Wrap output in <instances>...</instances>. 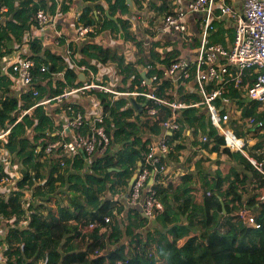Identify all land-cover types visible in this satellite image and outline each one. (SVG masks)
I'll return each mask as SVG.
<instances>
[{
    "label": "built area",
    "instance_id": "obj_1",
    "mask_svg": "<svg viewBox=\"0 0 264 264\" xmlns=\"http://www.w3.org/2000/svg\"><path fill=\"white\" fill-rule=\"evenodd\" d=\"M54 2L52 12L38 8L31 13L29 22L32 28L25 33L19 46L21 50L29 49V41L38 39V35L35 36L36 33L46 28L53 30L56 43L60 41L63 33L57 28V22L62 18L73 17L76 20L75 39L77 41L95 33V26L80 23L81 10H73L70 5V13H67L62 10V0H54ZM8 11L4 0H0V28H3L8 21ZM188 14L202 15L200 43L195 57L192 59L179 57L168 66L155 67L148 62L140 69L144 70L145 75L151 70L155 71L152 76L148 74L149 83L142 79L140 83L132 84L135 75H130L126 81L127 85L123 86V74L117 63L98 61L94 63L95 68L89 64L79 65L74 55H71V49L67 48L62 61L59 62L63 70L53 72L50 76L55 83L57 81L65 83L64 74L70 68L74 71L78 84L64 85L54 95L45 88L46 93L42 96L38 86H43L48 80H38L34 75L37 67L31 54L11 60H0V78L8 83V90L4 93L0 92V109L2 100L8 98L15 101V108L8 112L5 118L0 117V169L2 172L0 186L3 187L0 194L3 199L5 196L4 201H7L11 194L22 192V207L25 213L24 221L18 225L20 230L27 225L25 217L32 214L29 207L34 204L33 200L36 198L33 196V190L40 183L36 181L28 189H19L17 186L21 179V172L26 168L8 147L14 128L23 123L27 117L37 124L35 114L39 111L49 116L53 123L54 119L60 116L66 121V126L71 131L70 138L65 132L52 134L53 132L46 131L38 136L34 126H31L25 127L24 139L26 143L33 145L31 152L36 160L41 159L40 151L43 150L46 156L51 158L55 156L59 169H71L75 159L82 156L87 171L96 158L108 153L113 140L111 129L107 130L108 115L103 108L101 95L105 96L110 104L124 98L129 102V97H133L142 105L140 116L142 115L143 122L147 125L146 130L142 128V132L145 133L141 138L145 143V151L141 165L136 171V177L125 196L128 205L139 207L140 212L148 219H156L164 211L154 185L158 175L166 172L165 158L174 152V145L168 142L167 133L172 135L181 133V139L193 134L199 135L201 147L213 144L212 139L200 127L196 125L188 127L181 122L182 113L187 109L204 112L207 128L213 129L223 138L227 149L245 157L252 166V171L259 176L254 181V190L258 189L259 178L264 180V141L261 147L256 149V154L250 155L245 150L243 140L247 134L255 131L264 137V0H244L240 12H236L226 0H190L185 9H174L162 16L158 24L159 32L187 33ZM89 15H93L99 22L102 13L96 9L90 11ZM213 20H227L234 24L233 38L228 46L209 43V33L214 29ZM134 47L137 52H148L143 43ZM145 56L149 61V55ZM138 59L131 62L138 65ZM55 64L52 62L46 65L41 64L39 72L45 73L48 66ZM80 75L84 76V80L80 79ZM232 91H236L241 98H246L243 106H234ZM127 107L131 108L130 103ZM244 107L246 115L242 116ZM109 124L113 126L112 122ZM153 127L161 129V133L153 135L151 132ZM46 136H49L48 139ZM53 136L57 139L47 141ZM82 177H86V173ZM183 181L193 183L192 179L185 175ZM259 192L257 199L264 202V187L259 188ZM211 196L210 191L205 192V197ZM231 216L234 222L250 228H259L256 213L246 202L237 203ZM9 221L12 220L0 216V238L5 237L6 225ZM110 222V218L106 215L101 222L92 220L88 226L82 228V231L87 232L98 228L99 233L106 234L107 225ZM91 244L92 241L89 240L85 248L86 259L105 254L99 248H90ZM87 246H89L88 249ZM153 254L156 255L151 252L149 256ZM5 261L6 258L0 255V263ZM126 261L127 259L124 263ZM38 264H45V260H41ZM116 264H123V261L120 259Z\"/></svg>",
    "mask_w": 264,
    "mask_h": 264
},
{
    "label": "trees",
    "instance_id": "obj_2",
    "mask_svg": "<svg viewBox=\"0 0 264 264\" xmlns=\"http://www.w3.org/2000/svg\"><path fill=\"white\" fill-rule=\"evenodd\" d=\"M103 1L108 10V15H103L104 23H99L93 15L90 16L91 10L89 8L84 9L79 17L80 23L95 26L94 34L106 30L115 31L118 24H121L122 27L124 22L121 18L117 17L116 22H113L111 18L117 14H128L130 10L126 0ZM4 2L8 6L9 15L10 10L11 13L13 11L12 1L4 0ZM38 6L34 0L20 1V10L15 11V16L12 13L13 20L6 21L5 26L0 28V44L11 39L21 43L25 33L32 28L29 17L39 8ZM95 8H99V5H96ZM99 9L103 10L101 7ZM29 49L36 63L38 71L35 70L34 75L38 80L45 79L49 82L51 73L63 70V67L59 65V62L62 61L61 57H56L50 51L44 50L38 39L29 41ZM81 53L87 58L96 59L102 63L116 62L124 80L134 74L136 84L142 81L140 72L133 67L134 65L127 63L124 56L111 53L110 50L103 48L98 43L87 44L81 49ZM149 58V63H151V59H155L166 66L170 64L171 60V58L161 60L158 55H149ZM75 61L79 65L86 64L83 59H76ZM48 62L56 64L48 66L47 71L41 74L39 65H46ZM137 62L138 64L141 63L140 59ZM151 64L153 65V62ZM154 72V70L149 71V76H152ZM64 75L66 82L57 81L56 90H49L51 94H57L64 85L78 84L72 69H67ZM38 87L43 96L46 89L43 86ZM0 89L2 90L1 93L8 90V83H5L2 78H0ZM232 96L234 99L239 97L241 102L236 91H232ZM100 97L103 108L108 115L107 130L111 129L113 133L112 142L120 143L122 147L114 155L108 152L104 156L96 158L90 167V174L86 177L82 178L78 173L84 166L82 156L75 159L71 168L74 171H71V174L68 173L69 168L59 171L58 162L55 163L51 156H46L43 150L40 151V160H36L33 156L31 152L33 145L26 143L24 129L34 126L38 136L42 132H53L54 123L49 116L39 111L35 114L38 120L37 124L30 117H27L23 123L14 128L8 147L10 152L15 153L18 160H21L26 168L21 172V179L17 183L18 188L28 189L34 185V182L39 181L40 183L44 180V184L41 185L40 183L34 187L33 196L39 198L48 196L50 198L45 200L47 206L33 207L30 205L29 210L32 211V214L25 217L27 225L20 230L18 225L24 221L25 213L22 207V192L18 191L11 194L7 201H4L0 196V216L12 220L7 222L5 237L0 238V255L6 258V261L0 264H38L41 260H45V264H116L115 261L118 259H121L123 264H264V202L257 199L260 194L259 188L264 187V180L259 178L258 189L246 201L248 206L258 210L256 220L259 228H250L239 222H234L231 216V213L236 209V204L243 202L239 184H244V179L240 180L237 177L231 179L227 182L225 190L220 191L219 187L223 180L220 178L219 172L217 174L218 182L209 184L208 181H205L200 190V195H196L199 192L196 186L183 180L177 185H168V188L174 191L173 193L180 195L174 198V202H169L167 190L155 184L154 189L157 198L164 206V211L160 216L166 217L169 225H171L169 228L167 227L166 232L158 234L154 243L151 244L149 237L143 239L136 234L132 235L134 224L129 223L125 227V233L129 236L128 253L113 255L111 258H108L106 253L96 258L86 259L85 248L89 240L92 241L90 248H99L102 252L107 250L108 244H116L121 240V231L115 224L116 214L119 213H117L118 210L115 214L112 213L116 206L114 201L107 199L106 193L114 195L116 192H124L130 188L129 182L137 171L145 151V143L140 139L139 134L141 129L138 128L136 122L128 120L132 115H136V112L130 107L122 109L129 104L128 100L124 98L110 104L105 96L101 95ZM14 108L15 101L13 99L2 100L0 117L5 118L6 114ZM110 122L113 124L112 127ZM181 122L188 127L194 125L200 127L212 139L214 146L222 147L223 152L230 158L239 161L246 168L249 167L251 171L253 170L243 155L224 147L223 139L218 137L213 129L207 128V120L204 114L193 109H187L182 113ZM158 132L159 129L154 127L153 133L157 134ZM48 137L46 136L47 139ZM172 137L174 140L180 141L181 133L174 134ZM49 139L47 141H53L57 137L53 136ZM183 147L182 143H179L175 146V150L178 151ZM213 150L211 148L210 152ZM48 163H50L51 169L46 173L45 169L48 167ZM29 169L34 172L29 173ZM0 174H2L1 169ZM65 174H69L66 180L70 191L74 192L73 198H68L70 203L67 206L63 205V198L51 197L58 186H63ZM252 174L253 178L259 177L253 171ZM206 191L212 193L210 198L205 197ZM182 194H184L183 197H181ZM41 208L46 211V216L40 213ZM211 208H215L219 213L213 214L210 211ZM106 215L111 221L110 225L108 224L111 230L108 239L105 233H99L98 228L87 232L82 231V228L88 226L92 220L101 222ZM196 217L201 218L194 222L193 218ZM133 219L137 220L138 226L144 221L139 213H135ZM182 219L184 222L181 221ZM219 228H225L226 232L221 234ZM151 252L156 255L153 254L150 257ZM126 259L127 261L124 263Z\"/></svg>",
    "mask_w": 264,
    "mask_h": 264
},
{
    "label": "crops",
    "instance_id": "obj_3",
    "mask_svg": "<svg viewBox=\"0 0 264 264\" xmlns=\"http://www.w3.org/2000/svg\"><path fill=\"white\" fill-rule=\"evenodd\" d=\"M12 1V13L14 14L15 11L20 10L19 4L21 0H11ZM37 5H39V8H44L49 11H53L55 2L54 0H34ZM227 4L232 6V8L236 12H240L242 8V4L244 0H226ZM190 0H126L127 5L129 6V13L119 15L112 17V21L116 22L117 17L121 18L124 22V25L122 23L118 24L115 31H103L98 34H91L85 39L77 41L75 39V26H77L76 20L71 18H62L59 19L57 22V28L59 31L63 33V37L56 43V39L54 37L53 30L51 28H46L44 31H41L39 33H36L35 36L38 35V40L41 42L42 48L44 50L50 51L52 54H55L56 57H64L65 51L67 48L71 49L72 54L74 55L75 59H83L86 64L91 65L93 68H95L94 63H97L98 61L96 59H90L87 58L84 54L81 53V49L86 46L87 44H93L98 43L103 48L108 49L111 51V53H117L118 55H122L125 58L126 62H130V64L134 65L133 67L136 68L140 74L144 73L143 69H140V67L145 66L148 64V59H146L145 55H158L161 60L165 58H171L170 62L173 60L179 58V57H185L192 59L195 57L196 50L199 47L200 43V36H201V29H200V20L202 18V15L197 14H188L186 17V25H187V33L185 34H164L159 32L158 24L159 20L162 19V16L170 11H173L174 9L182 8L185 9L188 5ZM130 3V4H129ZM103 0L93 1V0H62V10L64 12L70 13V5H72L73 10H81L83 12L84 9L89 8L92 10H100L102 13V16L100 17L99 23L103 22V15H108L107 5ZM96 5H99V8H95ZM71 10V12H74ZM11 10L10 14L8 15V20H13ZM15 18V17H14ZM103 20V21H102ZM234 24L231 21L227 20H213V26L214 29L211 30L209 33L208 41L209 43H217L222 44L224 46H228L233 38V26ZM124 29V30H122ZM22 43V41H21ZM20 42L11 39L8 40L5 43L0 44V60L1 59H7L11 60L12 58H16L18 56L22 55H29L30 49H25L24 51L19 48ZM68 43V45H66ZM145 44L146 45V52H137L134 46H137L138 44ZM140 59V62L138 65L133 64L131 61H135L137 59ZM151 63L153 62V65L155 67L159 66H166L162 64L159 60L151 59ZM116 63V62H115ZM120 69V67H119ZM134 75V74H132ZM148 76V73H146V77ZM81 80H84V76H79ZM122 79V76H120ZM127 80H122V85L126 86ZM44 88H47L48 90H56V83L54 80L47 81L43 84ZM2 90L0 89V92ZM51 91V90H50ZM194 98V97H193ZM239 98V97H238ZM235 98L233 103L234 106H243L246 102V98L240 99ZM198 97L196 98V100ZM123 107L122 109H125ZM121 109V110H122ZM233 109V108H232ZM245 107L243 108V112H245ZM89 110V109H87ZM136 112V111H135ZM141 112H136V115H132L128 120L132 122H136L139 129H141L140 139L142 138V135L144 133L142 132V128L146 130L147 125L143 122L142 115L140 116ZM202 114L205 113L202 112ZM139 115V116H137ZM245 116V113L242 115ZM206 117V116H205ZM233 117V115H232ZM55 128H53V133L56 132L57 134H63L65 132L66 136L70 138L71 131L66 126V121L62 119L60 116L55 120ZM154 128V127H153ZM153 128L151 132L153 133ZM159 129V128H158ZM203 131V130H202ZM161 133V129H159V132L156 134L153 133V135H159ZM206 133V132H204ZM173 135L170 133H167L168 142L172 143L174 145V152H171L164 160L166 164V172L161 173L158 175L157 180L155 181L156 186H159L160 188H163L167 190V195L169 196V202H174V198L179 197L180 195L178 193H173L174 191L168 188V185L174 186L178 183H182L183 177L188 176L192 179L193 183L192 185L196 186L197 189H199V192L196 193V195H200V190L202 186L205 184V181H208L209 184L217 183L218 182V172L220 174V178L223 180L221 183L219 190L223 191L225 190V184L227 180L230 178L237 177L238 179L242 180L244 179V182L247 183L246 185V197H243V203H245L253 194L254 192L253 187L254 185L251 184L252 177L250 176L248 179L246 178V175L251 173V169L246 166H244L239 161H236L232 158H230L227 154H225L222 150V147L214 146V144H207L201 147V142L199 139V135H190V137L186 136L183 137L179 142L182 143L184 146L180 150L176 151L175 146L179 145V142L174 140ZM220 137L219 135H217ZM222 138V137H221ZM223 139V138H222ZM142 140V139H141ZM264 141V137L262 134H259L257 131L253 133H249L244 138L243 142L245 145V150L250 155H255L256 149L258 147H261L262 142ZM122 147V144L120 143H111L110 149L108 150L109 154L114 155L116 154ZM225 147V146H224ZM214 149L212 152H210V149ZM234 152V151H233ZM238 153V152H235ZM240 154V153H239ZM242 155V154H241ZM54 159V160H53ZM52 160L56 163L57 160L55 159V156L52 157ZM92 164V163H91ZM86 165V163L84 164ZM51 169L50 163H48V167H46L45 172L48 173ZM224 170H227L224 173ZM138 170V169H137ZM230 170H232L234 177L231 175H225ZM29 173L33 172L31 169L28 170ZM59 171H62V169H59ZM68 171V170H67ZM71 171H74L73 169H69L68 173L71 174ZM90 168L86 171V168L83 166L82 169L78 171L79 175L82 177L84 173H86V176L90 174ZM73 173V172H72ZM33 174V173H32ZM252 174V173H251ZM69 174L64 175V184L62 187L57 188L56 192L52 194L51 197L63 198V205L67 206L69 205L70 201H68V198H73L74 192L69 189L68 181L66 180L67 176ZM253 175V174H252ZM47 176V174H46ZM83 178V177H82ZM247 179V181H246ZM181 180V181H180ZM169 181V182H168ZM41 185L44 184V180H42ZM130 185V184H129ZM131 186V185H130ZM184 188V187H183ZM3 189L2 186H0V190ZM129 190V189H128ZM127 191H120L116 192L114 195H111L110 193H106L107 199L110 201H114L115 208L112 210V213H116V211L120 210V212L117 211L116 214V226L121 231V240L119 243L116 244H108V248L105 251V254L107 257L111 258L113 255H120L122 253H128L129 252V236L125 233V227L129 223L134 224L133 225V233L132 235L136 234L139 237H142L143 239L150 238V243H154V239L157 238L158 234H163L166 232L167 227L169 228L171 225H169L168 219L166 217L158 216L156 219H148L146 216H144L141 212L139 207H132L128 205L126 194ZM260 193V192H259ZM191 195V194H190ZM0 196L3 198V196L0 194ZM184 194L181 195L183 197ZM49 199L50 197L46 196V198H39L36 196V198L33 200L34 206H47L45 203L46 199ZM5 200V196H4ZM166 206V205H165ZM164 207V206H163ZM213 211L214 208H211ZM40 213L46 216V211L44 208L40 210ZM135 213H139L144 218V221L142 222V226H138V222L133 219L132 217ZM256 213V212H255ZM161 217V219H160ZM201 217L193 218L194 222H197ZM181 221L184 222L182 219ZM110 225V223H109ZM109 225H107V233L106 238L108 239L111 230L109 228ZM221 234L226 232L225 228H219L218 229ZM131 235V236H132Z\"/></svg>",
    "mask_w": 264,
    "mask_h": 264
},
{
    "label": "rangeland",
    "instance_id": "obj_4",
    "mask_svg": "<svg viewBox=\"0 0 264 264\" xmlns=\"http://www.w3.org/2000/svg\"><path fill=\"white\" fill-rule=\"evenodd\" d=\"M134 83H136L135 80L132 81V84H134ZM130 89H131V88H130ZM32 171H33V170H32ZM223 171H224V173H225L227 170H224V169H223ZM228 171H229V170H228ZM33 172H34V171H33ZM251 173H252V172H251ZM251 173H249V174L246 175V178H247V179H248L250 176L253 178V175H252ZM220 174H221V173H220ZM225 175H231V176L234 177L235 174H233L232 170H230V171H229L227 174H225ZM235 178H236V177H235ZM235 178H230L229 180H227V182L230 181L231 179H235ZM247 179H246V181H247ZM255 179H256L255 177L252 179L251 184L254 185V181H255ZM227 182H226V184H225V185H226L225 187H227ZM246 185H247L246 182H245L244 184H239V188H240V190H241L240 192L242 193L243 197H246V195H247V192H246ZM252 191L255 192L254 187H253V190H252ZM252 209H253L254 212H257V211H258L256 208H252ZM212 213H213V214H214V213L218 214L219 212H217L216 209L214 208L213 211H212ZM117 261H119V259L116 260L115 263H116Z\"/></svg>",
    "mask_w": 264,
    "mask_h": 264
},
{
    "label": "water",
    "instance_id": "obj_5",
    "mask_svg": "<svg viewBox=\"0 0 264 264\" xmlns=\"http://www.w3.org/2000/svg\"><path fill=\"white\" fill-rule=\"evenodd\" d=\"M141 77H142L143 80H146V82L149 83V80L146 77L145 73H141ZM129 103H130L131 109H133L134 111H136L138 113L141 112L142 105L139 104L133 97H129ZM140 165H141V162L138 164V166H140ZM135 177H136V172H135V174L133 175V177L131 178V180L129 182L130 185L133 183V180H134Z\"/></svg>",
    "mask_w": 264,
    "mask_h": 264
}]
</instances>
